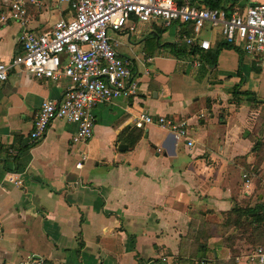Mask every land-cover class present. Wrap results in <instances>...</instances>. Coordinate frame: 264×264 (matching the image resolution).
Listing matches in <instances>:
<instances>
[{
	"label": "crops",
	"instance_id": "crops-1",
	"mask_svg": "<svg viewBox=\"0 0 264 264\" xmlns=\"http://www.w3.org/2000/svg\"><path fill=\"white\" fill-rule=\"evenodd\" d=\"M252 3L264 0L235 4ZM26 10L37 33L70 14L55 0ZM19 31L15 22L0 27V62L20 51ZM194 35L188 23L133 15L108 30L136 93L95 105L92 136L76 148L75 125L60 119L29 139L40 103L59 98L68 79L8 73L0 83V264H251L245 234L224 222L233 208L264 207V69L238 45L221 46L219 26L195 35L209 48L189 57L180 40ZM140 113L185 119L191 145L153 124L135 127Z\"/></svg>",
	"mask_w": 264,
	"mask_h": 264
},
{
	"label": "built area",
	"instance_id": "built-area-1",
	"mask_svg": "<svg viewBox=\"0 0 264 264\" xmlns=\"http://www.w3.org/2000/svg\"><path fill=\"white\" fill-rule=\"evenodd\" d=\"M45 1L2 0L0 9V27L11 22L20 27V51L9 62H0V83L17 68L34 79L55 80L63 76L69 81L59 98L40 103L29 133L31 142L41 138L53 120L60 119L75 125L70 142L76 148L92 136L95 105L135 95L137 82L131 76L129 61L115 51L106 34L108 30H121L129 15L142 22L154 18L165 25L173 21L188 23L195 35L206 26H219L223 43L238 45L243 54L257 57L264 69V3L236 5L226 13L220 8L195 6L189 0H55L67 6L69 16L60 17L47 30L31 31L27 6L38 7ZM195 35L180 40L189 57L196 49L209 48L207 40ZM190 64L197 67L201 62L193 58ZM148 124L191 145L183 118L140 113L134 121L135 127ZM77 155L75 167L79 168L84 154L78 151ZM242 179L246 189L245 174ZM13 183L20 185L21 181L15 179ZM243 258L245 263L264 264V247L255 246ZM41 262L40 258H29L27 264Z\"/></svg>",
	"mask_w": 264,
	"mask_h": 264
},
{
	"label": "trees",
	"instance_id": "trees-1",
	"mask_svg": "<svg viewBox=\"0 0 264 264\" xmlns=\"http://www.w3.org/2000/svg\"><path fill=\"white\" fill-rule=\"evenodd\" d=\"M204 5L209 8H220L226 13H229L234 6H236V0H202ZM239 6V5H238ZM221 46L232 47L231 45L221 43ZM171 51L175 55H180L181 50L179 47H175L174 44L170 46ZM234 48V47H233ZM184 51V50H183ZM182 51V52H183ZM212 54L211 59H213ZM230 212L234 213V216L227 217L225 219L226 226H232L240 235L245 234V240L248 241L254 248L255 246H261L264 244V207L256 206L254 208L244 207L232 209ZM252 214V215H251ZM229 239V237L227 238ZM264 246V245H263ZM41 264H53L51 261L43 259Z\"/></svg>",
	"mask_w": 264,
	"mask_h": 264
},
{
	"label": "water",
	"instance_id": "water-1",
	"mask_svg": "<svg viewBox=\"0 0 264 264\" xmlns=\"http://www.w3.org/2000/svg\"><path fill=\"white\" fill-rule=\"evenodd\" d=\"M122 146H123V145H120V146H119V149H121V148H125V147H122Z\"/></svg>",
	"mask_w": 264,
	"mask_h": 264
},
{
	"label": "rangeland",
	"instance_id": "rangeland-1",
	"mask_svg": "<svg viewBox=\"0 0 264 264\" xmlns=\"http://www.w3.org/2000/svg\"><path fill=\"white\" fill-rule=\"evenodd\" d=\"M107 34V33H106Z\"/></svg>",
	"mask_w": 264,
	"mask_h": 264
}]
</instances>
